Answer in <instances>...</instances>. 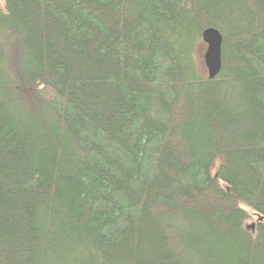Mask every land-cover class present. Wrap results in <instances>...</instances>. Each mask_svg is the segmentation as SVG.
I'll use <instances>...</instances> for the list:
<instances>
[{
    "label": "trees",
    "instance_id": "trees-1",
    "mask_svg": "<svg viewBox=\"0 0 264 264\" xmlns=\"http://www.w3.org/2000/svg\"><path fill=\"white\" fill-rule=\"evenodd\" d=\"M0 264H264V0H3Z\"/></svg>",
    "mask_w": 264,
    "mask_h": 264
},
{
    "label": "water",
    "instance_id": "water-1",
    "mask_svg": "<svg viewBox=\"0 0 264 264\" xmlns=\"http://www.w3.org/2000/svg\"><path fill=\"white\" fill-rule=\"evenodd\" d=\"M202 39L208 46L205 54L208 79L214 80L221 73L223 67L222 47L224 39L221 32L214 27L204 30ZM259 220L263 221L262 218H259Z\"/></svg>",
    "mask_w": 264,
    "mask_h": 264
},
{
    "label": "rangeland",
    "instance_id": "rangeland-1",
    "mask_svg": "<svg viewBox=\"0 0 264 264\" xmlns=\"http://www.w3.org/2000/svg\"><path fill=\"white\" fill-rule=\"evenodd\" d=\"M3 0H0V4H2ZM207 44L203 41L202 37L199 38V40L197 42H195L194 45V51H195V57H196V61L198 63V68H199V74L201 77L203 78H207L208 77V70L206 68L205 65V54L207 51ZM11 50L14 51L13 47H10ZM10 60V69L9 71H13L14 70V60L12 58H9ZM252 223V222H250Z\"/></svg>",
    "mask_w": 264,
    "mask_h": 264
}]
</instances>
